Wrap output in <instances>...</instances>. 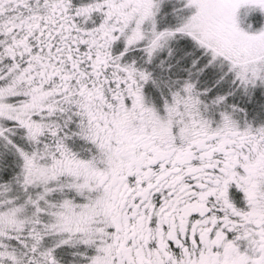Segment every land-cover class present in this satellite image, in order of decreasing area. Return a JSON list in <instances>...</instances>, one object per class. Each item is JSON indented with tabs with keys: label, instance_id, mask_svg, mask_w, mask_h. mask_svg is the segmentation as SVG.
I'll return each instance as SVG.
<instances>
[{
	"label": "snow or ice",
	"instance_id": "6c2138e0",
	"mask_svg": "<svg viewBox=\"0 0 264 264\" xmlns=\"http://www.w3.org/2000/svg\"><path fill=\"white\" fill-rule=\"evenodd\" d=\"M0 264H264V0H0Z\"/></svg>",
	"mask_w": 264,
	"mask_h": 264
}]
</instances>
